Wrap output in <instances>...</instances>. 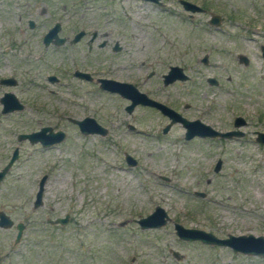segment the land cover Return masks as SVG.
<instances>
[{"label":"rangeland","instance_id":"rangeland-1","mask_svg":"<svg viewBox=\"0 0 264 264\" xmlns=\"http://www.w3.org/2000/svg\"><path fill=\"white\" fill-rule=\"evenodd\" d=\"M160 1L0 0V78L16 81L0 83V96L11 92L22 105L0 112V168L17 149L0 180V211L13 221L0 227V264H264V257L180 239L173 228L264 236V143L254 133L264 132V0H191L205 8L191 16L177 0ZM211 14L218 25L208 23ZM55 22L64 41L44 45ZM170 65L186 77L165 85ZM76 69L92 78L74 76ZM101 77L150 88L182 117L216 128L240 115L243 134L186 140L179 122L162 133L165 115L143 105L127 113V100L101 89ZM84 116L106 133L83 134L69 120ZM42 126L63 131V139L42 146L18 138ZM42 176V203L34 207ZM155 206L167 221L141 229L136 220ZM65 215V224L48 222ZM16 222L24 228L13 243Z\"/></svg>","mask_w":264,"mask_h":264},{"label":"water","instance_id":"water-1","mask_svg":"<svg viewBox=\"0 0 264 264\" xmlns=\"http://www.w3.org/2000/svg\"><path fill=\"white\" fill-rule=\"evenodd\" d=\"M153 3H158L160 0H147ZM184 5V8L194 10L196 6L191 5V3L187 1H181ZM210 22L217 24L218 17L213 15L211 17ZM29 25L32 26V21H29ZM59 30L58 22H55L51 27L47 29V31L42 36V43L47 45L49 43L53 44H60L64 41V37L57 36V32ZM83 34V31L76 32L73 37L71 38V42L77 41L80 36ZM262 56L264 57V48L261 51ZM244 58V62L246 58ZM202 61H206V55L202 57ZM73 75L79 78L89 79V74L86 72H82L79 70H74ZM186 76L182 74L181 68L178 66H169L168 72L163 75V84H167L174 79H184ZM48 79L53 81L55 80V76L50 75ZM97 82L99 86L103 90H108L110 92H117L121 96H124L130 100L128 104H126L124 110L127 113H130L135 105H149L157 108L162 114L166 115L168 118V122L162 129V132H166L169 126L172 123L179 122L185 128L184 131V138L190 139L194 135L199 136H210V137H222V138H230L235 136L242 135V131L239 130V126L244 123V120L241 116H236L234 118V129L228 131H218L211 126L200 122L197 119L194 120H187L182 117L178 112L174 109L151 100L147 98L143 93L139 92L131 83L128 82H120L108 78H98ZM1 84L12 85L15 84L16 81L12 77H4L0 78ZM0 103H1V112H9L14 109L21 108V104L17 101L14 95L11 92H4L2 96H0ZM70 121L75 123L78 127V130L83 133H98V134H105L106 129L98 124L94 118L89 116H84L81 119L69 118ZM64 132L61 130L53 131L49 126H42L38 130L29 132V133H20L18 134L19 139H27L29 142H39L42 146H48L53 143L59 142L63 139ZM255 140L257 142L264 143V132L257 131ZM17 157V149L13 148L7 162L0 168V180L7 172L9 167L12 165L13 161ZM124 161L127 165L132 166L135 165V159L129 155L128 153H124ZM220 159H217L213 170L217 171L220 168ZM45 176H42L38 181L37 190L34 195L33 206L36 207L42 203L41 195L43 189V182ZM199 196H202V193H199ZM168 219L167 214L160 206H155L154 209L146 214L143 217H140L136 220L139 227L141 229L144 228H155L163 225ZM67 221V215L63 217H55L53 220H48L49 223H59L65 224ZM13 225V221L10 219L8 215L4 212L0 211V227H10ZM16 228V235L14 238V243L18 242L24 225L22 222H16L14 224ZM173 228L175 234L178 238L191 241V240H199L202 243L210 244V245H218V246H226L229 247L231 250L235 252H240L242 254H249L254 256L264 257V236L263 235H254L251 233L248 234H227L225 237H218L211 232L198 229V228H190V227H183L181 224L174 222ZM173 255L178 258V253L175 251L172 252Z\"/></svg>","mask_w":264,"mask_h":264},{"label":"flooded vegetation","instance_id":"flooded-vegetation-1","mask_svg":"<svg viewBox=\"0 0 264 264\" xmlns=\"http://www.w3.org/2000/svg\"><path fill=\"white\" fill-rule=\"evenodd\" d=\"M145 1H147V0H145ZM181 1H187V2H189V3H191V5H194V6H196V9H194L193 11L192 10H190V9H186V8H184V5H183V3L181 2ZM177 2L179 3V5L182 7V9L183 10H185V11H189L188 13H187V16H191L192 15V12H195V11H197V12H202V11H204L205 10V8L202 6V4H197V3H195V2H193V1H191V0H177ZM153 3V2H152ZM161 3V1H159L158 3H155V4H160ZM204 5V4H203ZM213 15H216L217 17H218V22H217V24H214V23H212V22H210V20H211V17L213 16ZM31 21V20H30ZM219 22H221V18L219 17V15H217V14H211V15H209V20H208V23H210V24H213V25H218L219 24ZM29 23V22H28ZM32 26H33V22H32ZM32 26H30L29 25V27H32ZM74 35V34H73ZM94 35H95V32H93V34H92V37L91 38H93L94 37ZM73 37V36H72ZM80 38H81V36H80ZM79 38V39H80ZM90 38V39H91ZM42 40V39H41ZM263 41H264V38H263ZM103 44V42L102 43H100V45H102ZM264 48V42H259L258 43V50H259V55L261 56V58H262V60L264 61V57L262 56V53H261V51H262V49ZM118 49H120L119 48V45L118 44H114L112 47H111V50H113V51H116V50H118ZM243 57H245L246 58V61L244 62V58ZM237 58H238V61L239 62H241V63H243V64H247V62H248V59H247V57L246 56H244L243 54H240V53H238L237 54ZM202 62H204V63H206L207 62V56H206V61H202ZM171 66V65H170ZM169 68V67H168ZM167 72H168V70H167ZM166 72V73H167ZM165 74V73H164ZM164 74H162L161 75V77H162V82H163V75ZM90 78H92L90 75H89V79L88 80H90ZM101 78H103V77H101ZM108 79H112V78H108ZM112 80H116V79H112ZM174 80H176V79H174ZM174 80H172L171 82H173ZM96 82H97V80H95ZM116 81H119V80H116ZM207 81L210 83V84H216L217 82H216V80L213 78V77H208L207 78ZM120 82H128V83H131L139 92H141V93H143L147 98H150L151 100H154V101H156V102H159V103H162L159 99H158V96H160V95H158V93H155L154 91H152L150 88H148V89H142V88H140L138 85H136V84H133V82H131V81H129V80H127V81H120ZM170 83V82H169ZM168 84V83H167ZM166 85V84H165ZM114 93H117V92H114ZM118 95H120L119 93H117ZM121 96V95H120ZM122 97H124V96H122ZM124 99L125 100H127V102L129 103L130 102V100L128 99V98H126V97H124ZM127 103V104H128ZM1 104V103H0ZM162 104H164V103H162ZM137 105H141V104H137ZM164 105H166V104H164ZM126 106V105H125ZM136 106V105H135ZM134 106V107H135ZM143 106H148V107H151V108H154V109H157V108H155V107H153V106H149V105H143ZM167 106V105H166ZM133 110V109H132ZM158 110V109H157ZM0 112H1V109H0ZM2 113V112H1ZM164 115V114H163ZM166 116V115H165ZM236 116H240V115H236ZM236 116H234L233 117V119H232V125H231V127H229V128H223V129H221V128H216V127H213V126H211L209 123H207V122H204V121H202V120H199V119H197V118H194V119H197V120H199L200 122H202V123H204V124H207V125H209V126H211L212 128H214V129H216V130H218V131H228V130H233L235 127H234V125H233V122H234V118L236 117ZM242 117V116H241ZM186 119V118H185ZM194 119H190V118H188L187 120H194ZM243 120H244V118H242ZM173 124V123H172ZM171 124V125H172ZM246 124V121L244 120V123L242 124L243 126ZM170 125V126H171ZM165 126V125H164ZM163 126V127H164ZM170 126H169V128H170ZM103 127V126H102ZM163 127L161 128V132H162V129H163ZM105 128V127H104ZM128 128L130 129V130H132L133 129V126L132 125H130V126H128ZM168 128V129H169ZM53 131H55V130H53ZM57 131V130H56ZM167 132V131H166ZM256 132L257 131H254V133H255V136H256ZM162 133H165V132H162ZM243 134V133H242ZM195 137H198V138H212V137H210V136H199V135H194V136H192L191 138H195ZM214 137H217V136H214ZM213 137V138H214ZM190 138V139H191ZM14 228H15V226H14ZM15 235H16V228H15ZM15 235H14V238H15ZM22 235V234H21ZM14 238H13V243H14ZM21 238V237H20ZM20 240V239H19Z\"/></svg>","mask_w":264,"mask_h":264}]
</instances>
